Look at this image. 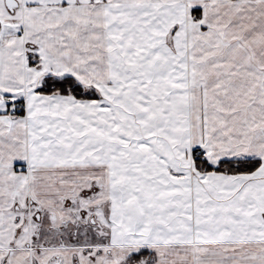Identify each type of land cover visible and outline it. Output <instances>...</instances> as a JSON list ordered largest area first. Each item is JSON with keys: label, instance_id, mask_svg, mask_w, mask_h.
<instances>
[{"label": "snow or ice", "instance_id": "snow-or-ice-1", "mask_svg": "<svg viewBox=\"0 0 264 264\" xmlns=\"http://www.w3.org/2000/svg\"><path fill=\"white\" fill-rule=\"evenodd\" d=\"M0 264H264V0H0Z\"/></svg>", "mask_w": 264, "mask_h": 264}]
</instances>
